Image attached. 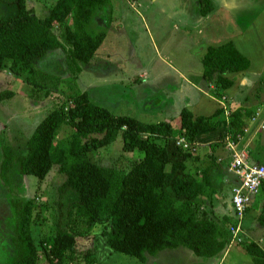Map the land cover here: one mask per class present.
Wrapping results in <instances>:
<instances>
[{
    "label": "trees",
    "instance_id": "obj_1",
    "mask_svg": "<svg viewBox=\"0 0 264 264\" xmlns=\"http://www.w3.org/2000/svg\"><path fill=\"white\" fill-rule=\"evenodd\" d=\"M107 1L57 0L41 18L28 8L27 0H0V71L8 69L23 78L33 87L36 101L47 99L61 82L37 64L55 50L67 52V66L73 74H79L80 64H92L106 33L94 34L89 26ZM202 63L203 78L214 86L212 94L219 100L234 86L226 75L245 72L251 66L233 42L209 47ZM13 96L8 90L1 92L0 104ZM250 116L245 108L233 112L227 127L230 142L238 144L245 136ZM222 119L223 109L195 117L185 107L179 125L173 120L145 123L93 103L87 92L72 95L37 124L24 146L2 148L0 177L13 193L15 170L21 177L35 176L40 181L54 166L65 175L54 201L57 223L53 236H40L33 230L34 202L15 200L17 222L6 246L13 253L11 264L94 263L87 247L92 238L89 233L98 227L105 229L110 251L141 263L149 255L179 247L202 258L218 256L231 243L233 225L229 217L218 221L216 211L208 206L220 191L214 179V173L222 169V158L216 154L220 146L211 144L206 155L209 164L198 168L193 166L198 160L191 152L181 144L172 151L170 143L176 139L194 145L202 132L219 128ZM120 136L124 153L139 152L143 157L123 172L93 161L94 153ZM258 163L264 165L261 160ZM84 243L86 250L81 252ZM245 250L255 264H264L262 247L250 243Z\"/></svg>",
    "mask_w": 264,
    "mask_h": 264
},
{
    "label": "rangeland",
    "instance_id": "obj_2",
    "mask_svg": "<svg viewBox=\"0 0 264 264\" xmlns=\"http://www.w3.org/2000/svg\"><path fill=\"white\" fill-rule=\"evenodd\" d=\"M208 2H212L211 6ZM56 3L57 0H27L28 8L33 9L41 18L47 16ZM1 9L2 7L0 13ZM199 9L214 12L209 18L206 15L198 17L193 11L190 0H108L95 12L89 26V30L94 34L99 31L106 33V39L97 51L92 64H80L79 74H73L67 66V52L62 50L51 51L37 64L43 72L61 82L59 88L54 89L52 95L44 100L36 101L32 98L33 87L23 78L8 69L1 70L0 93L8 90L13 92L14 96L0 104V163L3 147L24 146L37 124L53 109L62 103H68L71 96L78 92H87L93 103L118 115H128L145 123L172 119L176 125H179L177 116H180L181 112L174 111L175 108H182L185 105V94L183 91L176 93V90L174 97L171 95L168 97L175 98L174 109L169 103L159 106V97H156L159 100L154 104L152 79L157 81L154 85L156 87L163 86L166 79L180 80V77L169 68L175 63H184L187 68L184 71L187 75L197 68L201 70L203 63L192 54V49L205 40L221 43L229 35L231 37L241 34L244 29L241 28L242 24L236 23L238 18L253 20L258 13L264 14V2L204 0L200 1ZM256 20L259 25V19ZM248 37L251 38L249 34ZM258 55H264V48L258 52ZM164 72L167 74L166 77ZM233 80L234 87L237 86V90L234 91L235 102L231 100L228 102L226 95L220 100L225 103L222 107L224 119L217 130L209 131L213 132V137H217L210 140L212 141L210 144L218 143L219 148L227 147L230 153L234 150L241 153L253 148L255 135L264 128V70L254 73L251 76V83H246L244 79L238 81L235 76ZM182 85V87L179 85L181 89H186L185 92L193 97L194 93L189 90V86L185 83ZM235 107L238 108L234 109ZM239 108L250 110L252 116L249 117L244 130L245 136L238 144H234L229 140L227 127L229 118ZM203 136L204 134L201 138ZM179 141L183 149H187L197 158L198 161L195 165L192 164L193 166L199 168L209 164L206 161V155L211 152L209 146L205 148L199 143L194 146L184 143L183 140ZM176 146L178 140L175 139L170 143V150L174 151ZM122 148L123 140L120 136L114 143L94 153L92 159L100 165L115 167L121 172L127 171L135 160L143 157V154L124 153ZM232 158L231 154L230 159ZM221 162L222 169L214 173L220 191L212 206L208 204L209 208L216 211L218 221L223 219L218 210L228 205L227 199V203L218 200L223 196L225 198L230 196V184L226 182L227 177L232 173L226 171L224 162ZM13 178L17 184L16 193L6 188L0 177V264L12 263L13 253L6 246L10 242L17 222L15 200L21 199L24 203L34 202L33 230L40 236H53L57 223L54 201L58 187L65 180V175L54 166L44 181H40L35 176L21 177L17 170L13 172ZM233 218L235 222V214ZM104 231L103 227H98L89 233L92 238L89 237L87 248L93 252L94 263L88 264H200L201 260L207 259L196 256L186 247H179L175 254L167 253L161 257L149 255L147 262L141 263L134 257L110 251ZM85 243L81 252L86 250ZM238 245L245 248L247 243L241 241ZM180 250L184 252L178 258Z\"/></svg>",
    "mask_w": 264,
    "mask_h": 264
},
{
    "label": "crops",
    "instance_id": "obj_3",
    "mask_svg": "<svg viewBox=\"0 0 264 264\" xmlns=\"http://www.w3.org/2000/svg\"><path fill=\"white\" fill-rule=\"evenodd\" d=\"M190 1L193 11L195 15L198 17L201 15H206V17L209 18V16H211V14L214 12V11L206 12V10L201 11V9H199L201 0H190ZM262 1L264 2V0ZM256 19H259V25H257L258 20ZM237 22L242 24L241 28L244 29L241 34L239 35L237 34L235 36L233 35L231 37H229L230 36L229 35L221 43L220 42L211 43L209 40H205L202 43H200L197 47L192 49V54L198 59L199 62H201L203 57L207 54L209 47H218L225 43L233 42L234 45L237 47V49L251 60V66L245 72L238 74L228 73L226 76L232 80L233 77L235 76L236 78H238V81H243L244 79L246 80V83H251V76H253V74L256 72L258 73L264 70V55L263 56L258 55V52L264 48V14L258 13L257 15H255V18L253 20L250 19L240 20L239 17L236 23ZM248 34L251 36V38L248 37ZM258 58H260L262 61ZM260 65L261 68H259ZM169 68L180 77V80H175V78L166 79L163 86L156 87L154 85L157 84V81H153L152 79V94H153L152 103L154 102L157 103L160 98L159 106L169 103V105L171 104V107H173L174 109L176 100L175 98L173 99L171 97L170 98L168 97L170 95L174 97V93H175L174 91L177 90L176 93H178L179 91L180 92L183 91L186 98H185V105H183L182 108L181 107H177V109L175 108L174 112L176 113L181 112L183 108L187 107L194 114L195 117L211 116L216 111L221 110L223 105H225V103L214 97V95L212 94V90L214 89V86L209 85L208 82H206L205 79L203 78V72H204L203 68L201 70L197 68L190 75H187L185 73L184 69L186 68V65L184 63H177V64L175 63L173 65H170ZM166 75H167L166 72H164L165 77ZM183 83L189 86L190 91L192 90V92L194 93L193 97L185 92L186 89H181ZM236 90H237V86L236 87L233 86L232 88L226 90L225 94L228 99V102H230V100L232 102H235L236 95L234 91ZM161 97H164V99H161ZM169 105L168 108L170 109ZM236 108L238 107H235L234 109ZM177 117H179V115ZM177 117H173V118H177ZM171 120L172 119L167 121H171ZM263 129L259 131L258 135L257 134L255 135L256 137L254 138L255 141H253V145L251 144L253 148H248L247 150V152L251 156L250 159L252 162H258L259 160L264 162V132H263L264 130ZM211 130L202 132L197 138L196 142L194 143V146H197L198 143L205 148L207 146H210L212 144V143L210 144V142H212L210 140H214L217 138V137H213L214 135L212 134L213 132L212 133L209 132ZM202 134H204V136L201 138ZM216 154L220 156V159L222 158L221 161H223L224 162L223 164H225L224 169L226 171H229V161L226 160V158L227 159L229 158L230 160V156H228L230 154L229 149L227 147H225L224 149L220 148L216 151ZM238 182L239 181L237 177L233 173H230L229 176L227 177V182H226L230 184L229 187L230 196L228 198H225V196H223L222 199L220 198V200H218L219 202L226 201V203L228 200V205H224L225 207L218 210V212L220 213V216H223L222 218L224 217H229L230 219L232 218L231 219L232 224L236 222L235 224L232 225V227L235 228L237 227L238 223H237V219L234 222L235 219L233 218L234 210L232 205V193H233V188L238 184ZM263 212H264V188H262L260 192L252 199V202L246 211L244 219L241 221V226L239 227L236 237H234L232 233V240L230 245L218 256L207 259L204 258L206 260L205 261L201 260L202 262L200 264H255L251 256L247 254L245 248L241 245H238V242L243 241L244 243L247 244L256 243L264 250V223L261 222V216ZM178 249L179 248L173 250H164L156 255H158L157 257H161L167 253L175 254L177 253L176 251H178ZM183 252H184L183 250L182 251L180 250V254L178 258L180 257V255H183Z\"/></svg>",
    "mask_w": 264,
    "mask_h": 264
},
{
    "label": "built area",
    "instance_id": "obj_4",
    "mask_svg": "<svg viewBox=\"0 0 264 264\" xmlns=\"http://www.w3.org/2000/svg\"><path fill=\"white\" fill-rule=\"evenodd\" d=\"M180 144L181 142H178V145ZM232 156L233 158L229 162V171H232L239 181L232 193V205L238 224L231 230L236 237L252 199L264 186V165L252 162L246 151L239 153L234 150Z\"/></svg>",
    "mask_w": 264,
    "mask_h": 264
}]
</instances>
